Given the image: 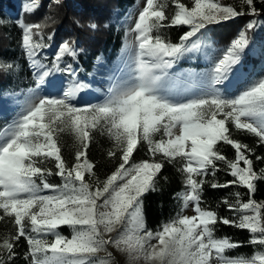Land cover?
<instances>
[{
    "label": "snow or ice",
    "instance_id": "6c2138e0",
    "mask_svg": "<svg viewBox=\"0 0 264 264\" xmlns=\"http://www.w3.org/2000/svg\"><path fill=\"white\" fill-rule=\"evenodd\" d=\"M256 2L264 0H241L237 11L221 0H191V7L172 0L175 11L166 15L168 0H146L134 27L125 33H134V38L111 70L109 78L117 82L100 103L86 99L98 89L81 80L79 68L73 66L83 49L74 41H64L49 65L44 62L48 59L44 50L51 47L43 36L45 25L25 23L23 17L17 20L21 48L36 87L27 90L21 111L0 128V220L10 217L15 226L14 234L0 238V264H12L21 238L28 245L24 253L28 264H109L98 253L104 251L112 258L107 251L110 245L128 252L132 259L143 258L146 264H264V250L254 251L250 257L226 255L241 247V242L215 234L218 224L247 230V243L264 249V201L252 198L256 181L264 179V168L259 174L254 170L249 158L254 150L234 139L229 130V125L244 130L264 144V76L248 82L242 66L233 74L250 43L247 31L257 27L258 21H249L212 70L199 74L198 94L176 98L162 93L169 69L197 47L198 40L191 41L192 37L209 25L245 15L243 5L248 6V15L259 16ZM36 7L38 0H26L24 11L31 14ZM171 26H189V30L178 43H172L160 34ZM97 62L103 61L97 57ZM18 67L0 61V71L5 73ZM40 90L47 95H40ZM98 130L114 141L108 156L120 153V163L103 180L88 158L92 133ZM65 132L76 140L71 164L61 152L60 136ZM157 134H161L159 139ZM221 142L235 149L234 159L221 154L217 147ZM141 143L147 145L149 159L137 162L133 153ZM177 159L182 162L178 170L184 175L186 190L176 198L182 201L181 211L192 203L196 214L178 213L155 232L145 230L143 197L158 190L157 176L165 161ZM218 161L234 179L225 183L215 179L222 170ZM49 162L55 171L47 166ZM52 175L61 182L50 183ZM209 175L212 179L206 180ZM206 183L214 189L239 185L247 189L248 199L245 202L238 191L230 193L234 201L224 198L222 203L234 215L221 216L201 207ZM61 226L70 228V237L58 230ZM120 228L123 231L112 237Z\"/></svg>",
    "mask_w": 264,
    "mask_h": 264
},
{
    "label": "trees",
    "instance_id": "16d2710c",
    "mask_svg": "<svg viewBox=\"0 0 264 264\" xmlns=\"http://www.w3.org/2000/svg\"><path fill=\"white\" fill-rule=\"evenodd\" d=\"M23 0H0V20L5 23L0 24L1 42H0V61L15 64L19 66V70L14 69L11 72L5 73L0 71V90L9 88L17 90L23 87L26 83L24 79L23 70L26 66V58L21 48V35L22 31L17 26V20L10 17L8 13H21V17L25 23H36L45 25L43 29V36L46 43L53 46L61 40L75 42V46L83 49V52L78 57L76 63L81 70H90L94 61L101 54L108 51L109 48L118 49L121 47L120 40L122 38L121 31L117 30L111 18L114 10L122 7L126 0H38V7L35 11L29 14L20 8ZM133 1V0H127ZM191 7V0H180ZM224 5H231L237 11L241 10V0H221ZM256 8L261 10L259 16L248 15V6L243 5L245 15L233 18L229 21H222L218 24L209 25L207 34L215 44L222 46L230 45L231 41L235 39L241 29L245 25L255 19L258 21L257 27L247 31V36L250 41H260L261 48L258 50L257 55L247 52L243 61L251 62L253 66H257L263 59L264 50V3L256 2ZM175 11V5L172 0H168V7L166 15H171ZM94 19L96 21V28L92 29L87 26V23ZM189 30V26H171L161 29L160 34L170 40L172 43H178L180 37ZM51 36L49 41L47 37ZM2 123L5 125L9 122L10 118L6 113L3 115ZM229 130L232 137L239 140L243 144L249 145L254 151L250 154L249 158L253 160V168L259 174L260 169L264 168V144H260L257 137L247 133L244 130H237L229 125ZM92 142L88 149V158L94 163V171L96 176L103 180L110 175L120 163L119 155L117 152L116 157H109L108 151L114 148V141L107 135L106 132L95 131L92 133ZM61 152L66 161L71 164L75 159L76 140L70 132L62 133L60 136ZM217 147L220 149L221 154L228 159L235 158V149L223 142L219 143ZM147 145L141 143L137 150L133 153L134 161H141L149 159ZM256 156H260V160H256ZM161 157L158 156L157 159ZM182 162L177 159L173 163L165 161L164 167L157 176V191H150L143 197L144 217L146 222L145 230H152L155 232L162 223H166L175 217L180 211V200L176 198V194L185 189L183 184L184 175L178 170ZM221 171L216 173L215 179L220 183H225L234 179L227 171H224L225 165L223 162H217ZM48 167L54 169V164L49 162ZM243 167V162H241ZM165 177L167 179H165ZM88 177L86 176V179ZM206 180H211L209 175L205 177ZM50 183L59 184L60 178L52 175L48 177ZM39 182V181H38ZM256 192L252 198L257 202L264 201V179L256 181ZM240 192L243 195L242 199L246 202L247 189L239 185H229L227 188H212L209 184L204 185L202 194L203 207L216 210L221 216L231 218L234 213L222 203L224 198L234 201L235 197L230 196V193ZM0 216L3 212L0 211ZM63 235L71 236V230L67 226H61L58 229ZM123 228L118 229L116 232L111 233L112 237H116ZM15 226L12 223V218L4 217L0 220V238L4 235L14 234ZM217 237L230 236L234 241L241 242V247L230 250L231 256L245 255L251 256L254 251L264 250L261 246H252L247 242L250 239V233L247 230L237 229L232 226L223 224L217 225ZM51 238V236H49ZM48 237V239H49ZM123 247V245H122ZM28 250V245L24 238H21L15 251L17 252L16 258L12 264H28L24 258V253ZM122 256L126 258L127 264H132L131 256L128 252H121ZM98 258H100L98 256ZM101 257L100 259H105ZM109 264L111 262L109 261ZM134 264V263H133Z\"/></svg>",
    "mask_w": 264,
    "mask_h": 264
},
{
    "label": "rangeland",
    "instance_id": "374dc122",
    "mask_svg": "<svg viewBox=\"0 0 264 264\" xmlns=\"http://www.w3.org/2000/svg\"><path fill=\"white\" fill-rule=\"evenodd\" d=\"M26 0H23L20 4V8H24ZM146 6V0H133L125 1L122 7L117 8L113 12V16L110 19L113 23V26L121 31L123 35L120 43L121 47L118 49L109 48L107 52L101 54L99 57L102 59V63H98L97 59L94 61L90 70H81L80 65L78 66L74 63V67L79 68V78L81 80H88L92 83L94 89H98V91L92 92L91 95H88L86 99L91 101V103H100L104 100L107 95L108 88L112 86L113 83H116V79H110L111 70L120 63L123 50L125 46L133 40L134 33H130L126 35V30H129L134 27L136 20L139 16V11L142 10L143 7ZM10 17L18 20L21 18V13H8ZM36 24V23H35ZM91 24L96 25V21L94 19L90 20L87 23V26L90 27ZM91 28V27H90ZM93 29V28H92ZM243 30V29H241ZM240 30V31H241ZM239 31V32H240ZM1 32H0V42H1ZM237 38V37H236ZM198 45L196 48L192 49L189 52H186L175 64L169 69L168 76L165 77V80L162 82V93L165 95H171L176 98L179 97H191L199 93L200 90V75L202 73H209L214 63L222 57L224 50L229 46H222L221 44H215L212 42L210 37L207 34V29L201 30L200 33L197 34L196 37H192L191 41H197ZM46 41V40H45ZM65 40H61L59 43L54 44L49 49L44 50L47 53L48 59L44 62L51 64V57L56 51L57 47L64 42ZM190 41V42H191ZM250 41V40H249ZM46 43V42H45ZM261 48L260 41H250L249 45L246 47L244 52L242 53L241 63L233 68V74L239 69L241 66L245 70L248 82L259 79L261 76H264V56L263 59L258 63L257 66H253L251 62H244L243 58L247 52H251L253 55H257L258 50ZM264 54V50H263ZM25 57V56H24ZM26 58V57H25ZM69 59L70 58H66ZM26 66L24 65L23 75L24 81L26 84L17 90H11L9 88H4L0 90V124L2 123V119L5 117L6 113L10 118L9 122L21 111L23 107V103L25 97L27 95L28 89H33L36 87L35 81L32 78L31 71L28 67V61L26 58ZM63 66V65H61ZM19 68V67H18ZM20 69V68H19ZM19 69H14L19 70ZM92 74V75H89ZM62 79H70V77L64 76L62 74H57ZM244 82L240 84V87L243 88ZM40 95H47V93L43 90H40ZM79 96L76 100H79ZM76 102V101H74ZM6 125V124H5ZM5 125H0V128H3ZM161 134H157L156 139L160 138ZM184 189L183 191H185ZM201 207L203 204L201 203ZM182 201L180 200V211L178 212L181 215L185 216H193L196 213L193 211L194 205L192 203L189 204L187 209L181 211ZM177 216V215H176ZM175 216V217H176ZM173 217V218H175ZM143 235V232L140 233ZM52 237H49L51 240ZM151 243L155 244L156 241L153 240ZM108 252L112 253V258H108L107 253L101 251L98 253V256L106 257L105 259H109L111 264H127L126 258L122 256L121 251L117 250L113 246H109L107 249ZM230 250L226 253V255L231 256ZM132 264H146L143 258L140 259H132Z\"/></svg>",
    "mask_w": 264,
    "mask_h": 264
}]
</instances>
